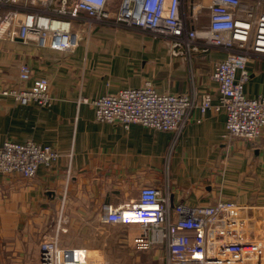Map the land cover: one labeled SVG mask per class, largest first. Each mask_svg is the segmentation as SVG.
<instances>
[{"label": "crops", "instance_id": "obj_1", "mask_svg": "<svg viewBox=\"0 0 264 264\" xmlns=\"http://www.w3.org/2000/svg\"><path fill=\"white\" fill-rule=\"evenodd\" d=\"M241 2L247 9L254 5V0ZM120 3L109 0V7L115 11ZM208 4L182 0L181 15L189 28L208 24ZM260 10L264 12V4ZM91 32L68 53L0 40V147L5 142H33L60 155L32 179L0 174V264H40V244L58 236V228L51 237L49 232L59 218L83 220V232L92 243L85 242L81 249L113 262L106 245L125 240H108L107 229L122 226L105 224L104 209H130L145 186L167 198L172 222L174 207L180 204L208 206L222 199L260 209L264 238V130L254 142L228 138L224 115L213 110L205 115L193 111L178 135L138 125L125 130L96 122L92 107L79 103L145 82L160 94L197 101L210 94L216 103L217 85L211 75L224 54L209 50L174 56L166 41L137 31L94 25ZM21 64L31 70L27 83L18 81ZM248 71L244 94L264 97V58L251 59ZM41 77L49 83V107L22 106L3 94L27 89ZM137 235L128 240L133 254H141L132 249ZM150 253L151 258L136 260L163 264L165 250Z\"/></svg>", "mask_w": 264, "mask_h": 264}, {"label": "built area", "instance_id": "obj_2", "mask_svg": "<svg viewBox=\"0 0 264 264\" xmlns=\"http://www.w3.org/2000/svg\"><path fill=\"white\" fill-rule=\"evenodd\" d=\"M262 4L264 0H254L247 9L241 0H209L208 24L194 29L181 15L182 0H121L115 11L110 9L109 0H0V40L73 52L80 43L79 24L89 31L94 25L109 26L164 40L174 56L220 52L224 59L215 64L211 75L217 85L216 103L210 94H203L199 101L185 95L160 94L150 82L93 100L82 98L79 103L92 107L98 123L118 124L125 130L138 125L176 135L193 111L205 115L213 110L224 115L228 138L254 142L264 130V97L248 98L244 86L250 78L251 59L264 58ZM30 80L29 66L21 64L18 81ZM3 94L22 106L45 108L52 103L48 80L43 77L33 80L27 89L13 88ZM59 158L49 146L5 142L0 147V174L32 179L39 168L51 167ZM169 211L167 198L156 188L145 186L130 209L105 208L102 221L138 226L133 251L163 249V264H264L260 209L222 199L208 206L180 204L173 210L175 222L170 220ZM40 264L107 263L81 248L61 247L56 234L42 240Z\"/></svg>", "mask_w": 264, "mask_h": 264}, {"label": "rangeland", "instance_id": "obj_3", "mask_svg": "<svg viewBox=\"0 0 264 264\" xmlns=\"http://www.w3.org/2000/svg\"><path fill=\"white\" fill-rule=\"evenodd\" d=\"M79 31L80 38L82 35H89L92 33L91 30L89 31L88 28L84 26L79 28ZM57 228L59 229V244L62 247L82 248V245L85 242L86 244L92 243V238H90L88 235H86V233L83 232V220L65 218H59L57 220H54L53 228H51V232H49V237L54 235ZM106 233L108 240L114 237L125 240L122 243L115 244H110V242H108L106 246L107 249L111 251V257L113 260V262H108V264H150V262H143V259H140L141 261H138L136 260V258L140 257L145 259L147 258L146 256L151 258L152 253H150L149 255H147V253L133 254L130 247V243L128 242L130 237L139 233L138 226L107 229ZM119 259L121 260L117 261Z\"/></svg>", "mask_w": 264, "mask_h": 264}]
</instances>
